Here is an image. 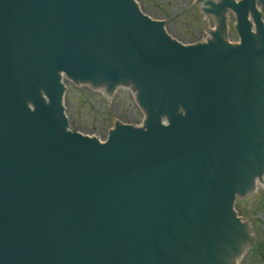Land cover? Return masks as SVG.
<instances>
[{"label": "water", "instance_id": "obj_1", "mask_svg": "<svg viewBox=\"0 0 264 264\" xmlns=\"http://www.w3.org/2000/svg\"><path fill=\"white\" fill-rule=\"evenodd\" d=\"M196 6L220 33L188 45L138 0H0V264H219L227 226L235 245L234 202L264 186V0ZM63 77L106 106L127 86L138 127L68 130Z\"/></svg>", "mask_w": 264, "mask_h": 264}, {"label": "rangeland", "instance_id": "obj_2", "mask_svg": "<svg viewBox=\"0 0 264 264\" xmlns=\"http://www.w3.org/2000/svg\"><path fill=\"white\" fill-rule=\"evenodd\" d=\"M138 4L152 19L164 22L169 37L188 45L205 38L208 32L204 31L216 26L215 15L200 14L197 0H138ZM63 80L70 130L93 134L104 140L110 135L115 119L120 123L138 124L139 107L127 86L113 88L106 106V94L87 89V83ZM234 206L239 217L249 224V241L239 264H264V186L235 200ZM235 227L233 236L239 238L243 232ZM230 231L231 227L227 226L224 232L215 235L210 252L213 253L215 246L218 249V242L225 245ZM214 256L215 253L211 263L216 262Z\"/></svg>", "mask_w": 264, "mask_h": 264}, {"label": "bare ground", "instance_id": "obj_3", "mask_svg": "<svg viewBox=\"0 0 264 264\" xmlns=\"http://www.w3.org/2000/svg\"><path fill=\"white\" fill-rule=\"evenodd\" d=\"M215 31H217V32L220 33V30L217 28V26L211 28V33L212 32H215ZM206 39H209V32H208V34H207V36L205 38H203L200 41L195 42L194 44H197L199 42H202V41H204ZM113 91L114 90L111 89V93L110 94H112ZM133 126L134 127H138V124H133ZM68 130H70V127L69 126H68ZM87 136L89 138L95 140V141H98V142H101V143H104L105 142L103 139H100L99 137H97V136H95L93 134H87ZM262 176H263V180H264V174H262ZM224 203H225V206H226L227 205L226 204V201H224ZM233 210H234V215L237 216V217H239V214L237 213V210L235 209V207H233ZM225 212H226V215L227 216L230 215V212L228 210H225ZM240 219H241V222H238V226H240V228H241V230H242V232H243L244 235L242 234L239 238L238 237H235V236H232L233 239L236 238L235 239V243H233L235 245L234 246H229L228 247V250H226V248H225L226 245H224V247L222 248L221 247L222 244H220L219 242L217 243L218 248L219 249L221 248L224 251L223 254L221 255V253L218 251L219 249L217 250L218 259L220 260V263L221 264H239V260H240L242 254H243V252L245 250L246 244L249 241V239H248L249 238L248 237L249 234L247 233V231L249 230V224L242 217ZM171 243L172 242H169V244H171ZM158 245H159L160 248H162L164 246V245H161L160 243ZM164 248H165V246L163 247V249ZM201 248H202V246L198 245L196 247V250L197 251L200 250V252L204 251V249H201Z\"/></svg>", "mask_w": 264, "mask_h": 264}]
</instances>
